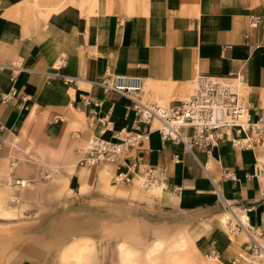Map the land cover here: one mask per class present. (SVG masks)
<instances>
[{
  "label": "crops",
  "instance_id": "obj_1",
  "mask_svg": "<svg viewBox=\"0 0 264 264\" xmlns=\"http://www.w3.org/2000/svg\"><path fill=\"white\" fill-rule=\"evenodd\" d=\"M253 14H264V0H0V197L11 190L7 179L30 181L18 195L26 205L22 215L57 218L42 230L55 233L50 242L27 236L0 242L7 249L0 264H63L61 249L81 237L89 240L83 264H165L151 263L143 247L160 239L167 249L179 235L186 244L181 264H231L233 258L264 264V257L248 260L246 236L222 221L226 210L217 194L264 229V171L257 173L264 146L235 148L220 140L205 170L204 151L196 153L199 162L162 139L155 121L139 123L149 129L145 159L163 173L165 186L140 187L136 177L113 182L101 165L78 164L91 126L72 105L80 92L99 100L100 114L111 120L109 137L133 127L134 111L127 98L105 96L89 82L107 66L140 76L142 99L163 105L187 96L197 73L239 70L251 90L253 117L264 116V29L251 21ZM59 56L66 73L81 77L76 87L45 73ZM223 166L234 177L223 178ZM25 225L16 232L26 233ZM119 242L133 250L130 258L122 259Z\"/></svg>",
  "mask_w": 264,
  "mask_h": 264
},
{
  "label": "built area",
  "instance_id": "obj_2",
  "mask_svg": "<svg viewBox=\"0 0 264 264\" xmlns=\"http://www.w3.org/2000/svg\"><path fill=\"white\" fill-rule=\"evenodd\" d=\"M251 21L264 29V14L251 15ZM64 66L65 57L59 56L45 73L76 87L81 77L66 73ZM11 67L19 69L21 65L12 63ZM89 82L98 86L105 96L113 94L127 98L134 111L132 128H121L105 137L104 133L111 129V120L108 113L100 114V101L81 92L72 101L74 108L85 112L88 125L91 126L84 144L78 148V164L101 165L113 182H128L136 177L138 184L144 188L162 187L165 184L160 169L145 159L148 148L144 143L149 129H138L139 123L150 125L155 121V129L162 139L180 145L199 162L196 153L204 151L205 162H201V166L205 170L211 150L220 140H228L235 148L264 146V116L253 117V106L248 100L251 90L239 70L227 75L197 73L193 77L190 93L169 105L143 100L141 94L144 81L140 76L117 73L108 66L98 78ZM2 98L6 99L7 96L2 95ZM94 126L97 131L92 129ZM263 171L264 162L260 163L257 173L262 174ZM221 174L223 178L234 177L226 166L222 167ZM6 183L14 191H19L25 184L24 179L11 178ZM217 194L224 201L221 204L227 212L225 223L228 229L233 232L242 231L246 236L244 247L248 260L264 257V229L250 224L245 214L238 216L218 189ZM205 256L217 258L215 252H208ZM237 263V258L231 260V264Z\"/></svg>",
  "mask_w": 264,
  "mask_h": 264
},
{
  "label": "rangeland",
  "instance_id": "obj_3",
  "mask_svg": "<svg viewBox=\"0 0 264 264\" xmlns=\"http://www.w3.org/2000/svg\"><path fill=\"white\" fill-rule=\"evenodd\" d=\"M42 2L43 4H47L49 3L50 5H58L61 4L65 1L68 0H35V2ZM75 1V0H73ZM95 0H78V2L81 3H92ZM45 180V178H42ZM7 184V183H5ZM11 190L9 189L7 192V195H5V197H0V207L4 208V207H9V206H16L18 208V211L15 215L12 216H1L0 214V242L8 240L9 237L11 238H16L19 239L20 236L22 237H28V240H37V242H41L44 243L46 241L52 240L54 238L55 233H46L43 232L42 230H50L52 224L54 225V221L57 220V218L55 217H51V216H42V215H35L33 216L31 213L30 215L26 216V215H22L21 209L25 208V204H21V200H19V192L21 191V189L19 191H14V189L12 188V186H10L9 184H7ZM10 191V192H9ZM16 196L17 198L13 199V197ZM3 215V214H2ZM15 216V217H13ZM226 215H224L225 218ZM223 218V219H224ZM62 219V218H61ZM81 222L83 221H89L91 220L90 218H88L87 220H85L84 218H81ZM24 225V228L27 230L26 233H19L16 232V227L20 226V225ZM53 228H56V226ZM179 238H182L181 235L177 236V238L175 239V241H173L171 243V245H169V248H165L163 245L162 240L158 239L159 242L151 247V244L147 247H143V254L145 255V258L150 260L151 263H156V262H163L165 264H181V261L176 260L177 257L179 256V252L181 251V247L183 246L185 248V239H183L184 244L179 247L177 246V241ZM12 240V239H11ZM77 240L84 241L82 243L78 242L79 244H74L73 246H71V252L66 256V259H62L60 257V260L63 264H68L69 262H72V264H83L85 262H87L88 258L86 255V252L89 250L88 247V238L87 237H81L78 238ZM47 243V242H46ZM122 243V245H119V253L122 256V259H128L130 258L134 253L133 250L127 246L125 244V242H119ZM3 246V245H2ZM7 251V249H5L4 247H2V249H0V256L3 255L4 251ZM177 250V252H176ZM185 250V249H184ZM13 251V250H12ZM176 254V255H174ZM154 258V259H150V258ZM52 259V258H51ZM204 259H206L204 257Z\"/></svg>",
  "mask_w": 264,
  "mask_h": 264
},
{
  "label": "bare ground",
  "instance_id": "obj_4",
  "mask_svg": "<svg viewBox=\"0 0 264 264\" xmlns=\"http://www.w3.org/2000/svg\"><path fill=\"white\" fill-rule=\"evenodd\" d=\"M208 165V164H207ZM81 173V172H80ZM24 182H25V184H24V188L26 187H28V186H30V181H27L26 182V180H24ZM163 186H165V184L163 185ZM141 187V186H140ZM167 188H165V190H166ZM175 194V193H174ZM166 198V197H165ZM17 211H18V208L16 207V206H9V207H4V208H2V207H0V214H1V216H12V215H15L16 213H17ZM3 214V215H2ZM225 214H227V212L225 213ZM226 217V216H225ZM224 218V217H223ZM223 218H222V221H223ZM160 223V222H159ZM181 237L184 239V237L181 235ZM182 238H179L178 239V241H177V246H179V247H181L183 244H184V241H183V239ZM78 242H80V240H77V239H75V240H73L72 242H70V243H68V244H65V246L61 249V252H60V257L64 260V259H66V256L71 252L70 250H71V246H73L74 244H79ZM82 242H84V241H81L80 243H82ZM159 242V240L158 239H156V240H154L153 242H152V244H151V247H153V246H155L157 243ZM119 245L121 246L122 245V243H119ZM176 252H177V250H176ZM174 255H176V254H174ZM176 260H178V261H180V258L179 257H177V259Z\"/></svg>",
  "mask_w": 264,
  "mask_h": 264
}]
</instances>
